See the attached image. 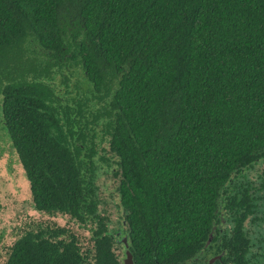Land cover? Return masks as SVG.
<instances>
[{"label":"trees","instance_id":"trees-1","mask_svg":"<svg viewBox=\"0 0 264 264\" xmlns=\"http://www.w3.org/2000/svg\"><path fill=\"white\" fill-rule=\"evenodd\" d=\"M0 123L67 219L4 264H123L119 230L135 264H184L220 208L224 264H264V0H0Z\"/></svg>","mask_w":264,"mask_h":264},{"label":"rangeland","instance_id":"rangeland-1","mask_svg":"<svg viewBox=\"0 0 264 264\" xmlns=\"http://www.w3.org/2000/svg\"><path fill=\"white\" fill-rule=\"evenodd\" d=\"M67 75L69 76L70 88L77 84L81 92L85 91L87 86L82 83L83 76L81 74L78 75V81L77 76ZM61 79V76L56 74L54 83L59 84ZM103 182H105V193L115 194V186L112 180L104 179ZM114 199L117 201V197H114ZM113 215L116 216L115 213ZM53 221L62 225L66 224L67 219L49 217L32 208L29 182L9 141V137L0 123V264H4L10 245L26 230L36 229L39 224H52ZM70 226L78 233H88L76 225L70 224ZM119 250L123 259L124 246H120Z\"/></svg>","mask_w":264,"mask_h":264},{"label":"flooded vegetation","instance_id":"flooded-vegetation-1","mask_svg":"<svg viewBox=\"0 0 264 264\" xmlns=\"http://www.w3.org/2000/svg\"><path fill=\"white\" fill-rule=\"evenodd\" d=\"M218 218L220 221H213V226L211 232L209 233L211 234L209 243L207 242V238L203 247L198 252H196L189 261L184 264H224L223 258L227 256V250L222 247L221 244L223 243L222 237L225 236L226 233L224 229H226L228 222L227 211L220 208L218 212ZM116 235L118 237L116 241L122 243L120 239L125 235L124 233H122V230L117 231ZM213 243L215 245L213 247H210V245H212ZM254 248L256 247L254 246ZM255 263L260 264V262ZM227 264H229V262H227Z\"/></svg>","mask_w":264,"mask_h":264},{"label":"water","instance_id":"water-1","mask_svg":"<svg viewBox=\"0 0 264 264\" xmlns=\"http://www.w3.org/2000/svg\"><path fill=\"white\" fill-rule=\"evenodd\" d=\"M211 238V234H209L207 242L209 243ZM121 242L124 246V257L122 259L123 264H135L133 260L132 253L129 249V244H128V238L126 235H124L121 239Z\"/></svg>","mask_w":264,"mask_h":264}]
</instances>
